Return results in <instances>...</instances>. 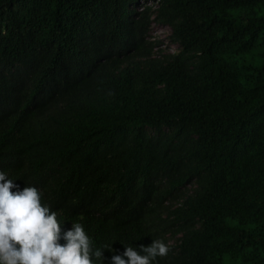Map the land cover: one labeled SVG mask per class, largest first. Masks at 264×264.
I'll list each match as a JSON object with an SVG mask.
<instances>
[{
    "label": "trees",
    "instance_id": "16d2710c",
    "mask_svg": "<svg viewBox=\"0 0 264 264\" xmlns=\"http://www.w3.org/2000/svg\"><path fill=\"white\" fill-rule=\"evenodd\" d=\"M0 171L103 264H264V0H0Z\"/></svg>",
    "mask_w": 264,
    "mask_h": 264
},
{
    "label": "clouds",
    "instance_id": "9594fccd",
    "mask_svg": "<svg viewBox=\"0 0 264 264\" xmlns=\"http://www.w3.org/2000/svg\"><path fill=\"white\" fill-rule=\"evenodd\" d=\"M138 10L144 9L140 6ZM154 26L158 25L152 26L151 33ZM151 33L149 40L160 42ZM13 188L18 186L0 171V264H103L108 259L103 253L105 249L112 251L111 246L96 247L82 224L72 223L71 229L62 230L58 213L42 204L36 187L26 186L16 192ZM168 252L167 245L155 239L149 246L141 245L139 251L125 246L122 254L111 256L109 264H152Z\"/></svg>",
    "mask_w": 264,
    "mask_h": 264
},
{
    "label": "rangeland",
    "instance_id": "374dc122",
    "mask_svg": "<svg viewBox=\"0 0 264 264\" xmlns=\"http://www.w3.org/2000/svg\"><path fill=\"white\" fill-rule=\"evenodd\" d=\"M170 29L168 27H162V26H154V31L151 33V36L155 39V41H160L162 44V49L170 54L175 53V51L178 50L177 45H173L170 43L169 35H170Z\"/></svg>",
    "mask_w": 264,
    "mask_h": 264
}]
</instances>
